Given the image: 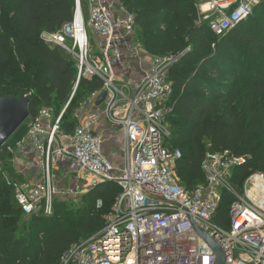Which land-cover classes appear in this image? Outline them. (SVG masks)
<instances>
[{"label":"built area","instance_id":"obj_1","mask_svg":"<svg viewBox=\"0 0 264 264\" xmlns=\"http://www.w3.org/2000/svg\"><path fill=\"white\" fill-rule=\"evenodd\" d=\"M199 8L211 32L222 37L252 14L253 2L205 0ZM89 9L87 21L76 0L73 22L42 38L75 59L77 83L100 79L103 88L95 99L104 92L107 98L101 108L95 102L94 108L102 111L78 122L72 136L60 131L65 110L55 120L45 111L31 124L21 157L31 174L43 172V180L31 190L14 181L25 217L51 215L59 196L78 201L98 186L114 183L119 194L105 227L73 246L62 264H215V250L187 212L222 249L225 264H264V174H251L238 188L234 172L250 157L209 151L202 164L206 184L187 190L177 173L182 152L168 146L173 95L168 66L179 58L144 73L149 54L138 39L135 16L121 0H89ZM130 70L141 77L126 81ZM101 118L120 140V167L108 160L104 137L95 131ZM61 174L72 182L65 191L54 183ZM225 194L233 202L221 222ZM102 207L98 200L97 208Z\"/></svg>","mask_w":264,"mask_h":264},{"label":"trees","instance_id":"obj_2","mask_svg":"<svg viewBox=\"0 0 264 264\" xmlns=\"http://www.w3.org/2000/svg\"><path fill=\"white\" fill-rule=\"evenodd\" d=\"M121 3L135 16L138 39L149 55L179 58L169 73L173 95L168 146L182 152L177 173L187 190L206 184L202 164L209 151L250 157L234 172L238 188L251 174H264V27L250 32L252 14L217 37L206 22L196 24L199 14L192 0ZM260 6L264 13V0ZM75 10L76 0H0V97H27L34 120L45 111L58 118L65 110L60 131L66 136L74 135L78 126L75 112L103 88L100 79H81L75 93V59L42 38L73 22ZM234 48H245L255 58L253 72L236 68ZM11 160L8 146L0 145V264H62L73 246L105 227L119 187L102 184L81 205L69 207L58 200L51 215L26 218L14 181L7 178L14 174ZM232 202L231 195L223 196L221 222ZM21 227L26 238L17 237Z\"/></svg>","mask_w":264,"mask_h":264},{"label":"rangeland","instance_id":"obj_3","mask_svg":"<svg viewBox=\"0 0 264 264\" xmlns=\"http://www.w3.org/2000/svg\"><path fill=\"white\" fill-rule=\"evenodd\" d=\"M192 1L194 3V10H197L198 14H199V9H200L199 6H200V4L204 3L205 0H192ZM249 1L253 2V10H252L253 17L250 20V28H251L250 32L252 34H257L262 29V27H264V13L260 10V7H261L260 4H261L262 0H249ZM81 3H82L83 14L85 16V19L88 21L89 17H90L89 0H81ZM203 20H204V18L202 16H200V14H199L198 19L196 21V24L204 23ZM68 45L70 46L71 43L69 42ZM234 52L237 56L236 68L238 67L241 70H244L245 73H250V72H253L255 70V68L257 67L256 60L254 57H252L250 54H248V51L245 48H234ZM95 53L98 54V51H96ZM166 59H168L167 60V62H168L172 58L170 56H151V55L146 56L144 61L148 60L147 61L148 64L144 68H142V71L145 73L146 70L153 68L155 65H160V64L165 65L167 63L165 61ZM178 60L179 59L175 60L174 63L169 64V66H168L169 73L171 71L172 66ZM137 69H138V67L136 68V70ZM245 73H243V74H245ZM134 74H135V76H134ZM137 76L141 77V75H138L133 70H130V75L126 77V81L132 82L134 79H136ZM96 100H97V98L95 99V95H89L86 98L84 105L75 112V118L77 119L78 122L85 121L86 119L93 116L94 114H98L102 111V109H95L94 108V104H95ZM101 107H98V108H101ZM52 117H53V120L56 119L54 116H52ZM34 121L35 120L30 115V118L15 132V134L5 144L6 146H8V148L10 150L13 151L12 160L9 163V166L11 167L13 172H15L14 168L16 167L18 161L21 160V158H22L21 157V147L24 144V142L27 140V138H28L27 136H28V132L30 130V126ZM209 146H210L209 142L206 141V148L209 149ZM53 174L55 175L56 171H54ZM7 178L9 180L15 181L20 186L25 185L24 184L25 181L23 183L22 182L23 180H21L18 175H16L15 177H14V174L12 176L7 175ZM54 183L62 191H65L72 184L70 178L69 177L65 178L64 175H62V174L59 178H56L54 180ZM58 200L63 201L69 207H71L73 205L77 206V205L82 204V199H80V200L77 199L78 201H75L69 195L68 196H59L56 198L55 202ZM17 237L26 238V229L21 227L19 229V232L17 233Z\"/></svg>","mask_w":264,"mask_h":264},{"label":"water","instance_id":"obj_4","mask_svg":"<svg viewBox=\"0 0 264 264\" xmlns=\"http://www.w3.org/2000/svg\"><path fill=\"white\" fill-rule=\"evenodd\" d=\"M117 8H119L117 6ZM79 82L75 89L77 91ZM107 98V92L102 93L96 100V106L100 107ZM30 102L27 97L20 100H13L0 97V145L4 146L15 132L30 118ZM195 230L202 236L215 250L217 257L215 264H225V256L222 249L217 246L210 237L195 223L187 212Z\"/></svg>","mask_w":264,"mask_h":264},{"label":"crops","instance_id":"obj_5","mask_svg":"<svg viewBox=\"0 0 264 264\" xmlns=\"http://www.w3.org/2000/svg\"><path fill=\"white\" fill-rule=\"evenodd\" d=\"M95 131L104 137V152L108 160L113 165L120 167L123 161L120 154V140L115 136V134H113L109 123L104 118H101L100 121L95 125ZM28 167V164L21 158L14 168V177L18 175L20 179L23 180V183L25 181V185L23 187L31 190L36 183L42 182L43 172L40 170L39 172L35 171V173L31 174Z\"/></svg>","mask_w":264,"mask_h":264}]
</instances>
